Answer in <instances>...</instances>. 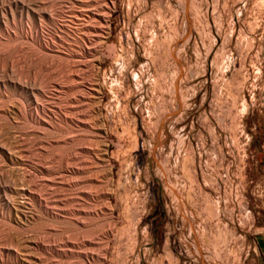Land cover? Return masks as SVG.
Instances as JSON below:
<instances>
[{
  "label": "rangeland",
  "instance_id": "1",
  "mask_svg": "<svg viewBox=\"0 0 264 264\" xmlns=\"http://www.w3.org/2000/svg\"><path fill=\"white\" fill-rule=\"evenodd\" d=\"M186 1L114 0L103 138L64 114L72 1L0 0V264H264V0Z\"/></svg>",
  "mask_w": 264,
  "mask_h": 264
},
{
  "label": "bare ground",
  "instance_id": "2",
  "mask_svg": "<svg viewBox=\"0 0 264 264\" xmlns=\"http://www.w3.org/2000/svg\"><path fill=\"white\" fill-rule=\"evenodd\" d=\"M73 5L75 6L74 10H73V14L72 16V24H75V28L78 30H81V34H82V40H83V45H80L79 50H71L69 51V54H66V59L70 62L69 65L71 66V78L72 80H70L71 82H74V86H72L73 88L67 89L68 91H72L71 93H73V96L70 98H67V96L65 98H67V102H68V106L65 107L64 111L66 114L65 116H68L69 118H75L78 122H85L84 120L86 119V115H85V111H84V107L86 106V104L90 103L91 107L93 108L92 110V115H94L95 117H93V119L98 120L100 122L99 126H97L100 130V136L105 138V129L103 127V121L101 119L102 116H100V111L97 108H95L97 111H95L94 109V105L96 107V105L100 102V97L99 96V89L96 87L95 83L90 85H87V83L85 82L84 78H83V74L86 73V70L84 68H86V66L88 67V65L90 63H92L93 67H95L96 71L95 76L98 75L99 72V61L101 58V54H102V47L106 42V38L107 35L109 34V18L111 15V11L112 8L114 6V0H71ZM73 6V7H74ZM37 8V6H36ZM26 11H28V15L30 16V9H27ZM37 15L39 17H43V10L39 7L38 11H36ZM76 22V23H74ZM71 26V25H70ZM90 37H93V39H91ZM109 39V38H108ZM88 44L93 45L92 47V51H93V59L89 62L86 60L87 55L89 54V50H88ZM79 46V45H78ZM66 48V47H65ZM50 49V48H49ZM52 49V48H51ZM72 49V48H71ZM98 63V64H97ZM178 66L180 67L181 71L182 70V64H178ZM68 70H70L68 68ZM83 70L84 73H83ZM88 71V70H87ZM92 71V70H91ZM90 72V69L89 71ZM69 73V72H68ZM69 73V74H70ZM92 73V72H91ZM67 75V74H66ZM90 75V74H89ZM89 75L87 76V81H89ZM68 76V75H67ZM66 76V77H67ZM94 76V74H93ZM69 77V76H68ZM91 77V76H90ZM96 78V77H95ZM70 79V78H69ZM91 80V78H90ZM93 80V79H92ZM98 80V79H97ZM7 82V81H6ZM10 82V81H9ZM63 82V81H62ZM61 84L57 83V88L59 93H62L63 90H65V87ZM90 82V81H89ZM88 82V83H89ZM56 83V82H54ZM21 84V83H20ZM69 84V83H67ZM5 85V84H4ZM23 85V84H22ZM21 85V86H22ZM25 86V84H24ZM27 87V85H26ZM69 87V85H68ZM30 88V87H29ZM32 88V87H31ZM30 88V89H31ZM33 89V88H32ZM26 90V89H25ZM67 90L65 91L67 93ZM75 91V92H74ZM32 93V92H31ZM65 93V94H66ZM74 93L75 96H74ZM62 95V94H61ZM69 95V94H68ZM56 97H58V94L55 95ZM35 97V96H34ZM54 100V99H53ZM36 101V100H35ZM55 101V100H54ZM58 101V100H57ZM63 101V100H62ZM38 103V102H36ZM89 104V105H90ZM63 105V104H62ZM88 106V105H87ZM98 106V105H97ZM63 107V106H62ZM36 111H34L31 115L35 120L40 119V108L39 106L36 105L35 108ZM42 111H44L43 109H41ZM87 110V109H86ZM89 110V109H88ZM46 113V112H45ZM62 113V112H61ZM88 113V112H87ZM94 113V114H93ZM96 114V115H95ZM52 117V116H51ZM42 118V117H41ZM44 120V119H43ZM63 121V120H62ZM66 121V120H65ZM87 122V121H86ZM38 123V122H37ZM97 125V124H96ZM72 127V126H71ZM105 130V131H104ZM4 146V145H3ZM1 148V147H0ZM8 149V148H7ZM3 151V150H2ZM8 151V150H7ZM106 151V150H104ZM9 152V151H8ZM108 152V151H107ZM7 154V153H6ZM97 155V154H96ZM100 156V155H99ZM2 157V156H1ZM97 157V156H96ZM11 158V157H10ZM102 162L106 163V165H109L110 163H108L105 159L104 156L101 157ZM1 159V158H0ZM4 159V158H3ZM2 161V160H0ZM5 161V160H4ZM7 161V160H6ZM10 161V160H8ZM4 163V162H3ZM9 164V163H8ZM1 168V167H0ZM110 170V169H109ZM108 170V171H109ZM62 171V170H61ZM63 172V171H62ZM69 172V171H68ZM28 173V172H27ZM25 174V173H23ZM29 174V173H28ZM47 174V173H46ZM63 175V174H62ZM25 176V175H24ZM60 176V175H58ZM31 177V176H30ZM36 177V176H35ZM34 177V178H35ZM64 177H65V173H64ZM112 178V177H111ZM26 179V178H25ZM30 179V178H29ZM110 179V178H109ZM56 181V180H55ZM112 182V180H109ZM23 182V181H22ZM65 183V182H64ZM110 183V182H109ZM30 185V184H29ZM22 187V185H21ZM20 187V188H21ZM26 187V185H25ZM21 188V196L22 198H24V202L21 203V207L25 208L26 206H30L31 202H33V200L36 198L33 194V192H31V190L27 189V188ZM18 188V187H17ZM32 188V187H31ZM33 189V188H32ZM20 192V191H19ZM19 195V194H18ZM8 200V199H7ZM23 200V199H22ZM35 201V200H34ZM40 202V200H39ZM47 202V201H46ZM56 203V202H55ZM50 204V203H48ZM33 205V203H32ZM31 205V206H32ZM55 205V204H54ZM44 206V205H43ZM52 206V205H50ZM20 207V208H21ZM54 207V206H53ZM47 210V209H46ZM35 219V218H34ZM32 247V246H31ZM30 247V248H31ZM33 248V247H32ZM31 248V249H32ZM105 248V246H104ZM100 250V249H99ZM106 250V249H105ZM28 251V250H27ZM104 252V251H103ZM29 253V252H27ZM32 254V252H30ZM105 254V252H104ZM26 255V263L27 264H41L40 261L38 262L37 260H34L32 257L29 256V254H25ZM104 257V256H103ZM103 263V262H102ZM44 264V263H43Z\"/></svg>",
  "mask_w": 264,
  "mask_h": 264
},
{
  "label": "water",
  "instance_id": "3",
  "mask_svg": "<svg viewBox=\"0 0 264 264\" xmlns=\"http://www.w3.org/2000/svg\"><path fill=\"white\" fill-rule=\"evenodd\" d=\"M187 6H188V0L186 1L185 12L187 11ZM187 24H188V28H189V29L187 30L186 34H188V32L190 31V20H189V19H187ZM174 45H176V44H174ZM173 55H174V52H173ZM174 58H175L177 64H179V63L181 64V62H180L175 56H174ZM182 73H183V72L180 71V75H182ZM177 89H178V84H177V82H176V85H175V95H176L177 102H178V104L180 105V101H179V96H178ZM173 114H174V113H172V115H173ZM161 125H162V122L160 123L159 129H160ZM159 143H160V140L157 139L156 142H155V144H154V148H156V147L158 146Z\"/></svg>",
  "mask_w": 264,
  "mask_h": 264
}]
</instances>
